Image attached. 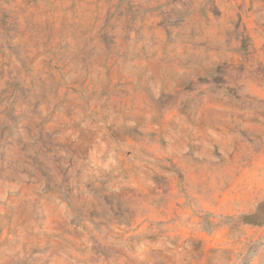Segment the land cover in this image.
Instances as JSON below:
<instances>
[{"label": "rangeland", "instance_id": "374dc122", "mask_svg": "<svg viewBox=\"0 0 264 264\" xmlns=\"http://www.w3.org/2000/svg\"><path fill=\"white\" fill-rule=\"evenodd\" d=\"M264 0H0V264H264Z\"/></svg>", "mask_w": 264, "mask_h": 264}, {"label": "trees", "instance_id": "16d2710c", "mask_svg": "<svg viewBox=\"0 0 264 264\" xmlns=\"http://www.w3.org/2000/svg\"><path fill=\"white\" fill-rule=\"evenodd\" d=\"M241 222L261 225L264 223V200L259 203L256 210L252 213L245 214L241 217Z\"/></svg>", "mask_w": 264, "mask_h": 264}]
</instances>
